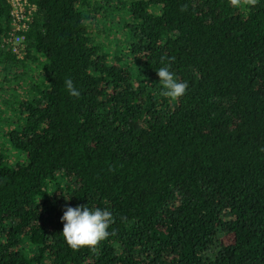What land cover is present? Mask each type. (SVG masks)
<instances>
[{
  "label": "trees",
  "instance_id": "trees-1",
  "mask_svg": "<svg viewBox=\"0 0 264 264\" xmlns=\"http://www.w3.org/2000/svg\"><path fill=\"white\" fill-rule=\"evenodd\" d=\"M27 1L18 57L0 0V82H27L0 133V264H264V0ZM78 205L114 217L95 249L64 241Z\"/></svg>",
  "mask_w": 264,
  "mask_h": 264
},
{
  "label": "clouds",
  "instance_id": "clouds-1",
  "mask_svg": "<svg viewBox=\"0 0 264 264\" xmlns=\"http://www.w3.org/2000/svg\"><path fill=\"white\" fill-rule=\"evenodd\" d=\"M235 2L238 3L239 0ZM247 2L254 6L257 0ZM186 10L187 5H181L180 11ZM160 60L164 63L157 71L159 83L162 85L160 94L165 98L178 100L186 93L188 84L186 81H179L169 70V65L175 60L174 57L161 56ZM64 83L71 96L80 97L81 93L74 86L72 79H66ZM60 219L63 222L64 241L73 251H78L82 247L95 249L111 234L109 228L114 223V217L107 208H90L82 205L66 207Z\"/></svg>",
  "mask_w": 264,
  "mask_h": 264
},
{
  "label": "built area",
  "instance_id": "built-area-1",
  "mask_svg": "<svg viewBox=\"0 0 264 264\" xmlns=\"http://www.w3.org/2000/svg\"><path fill=\"white\" fill-rule=\"evenodd\" d=\"M6 2L9 4V22L12 28L6 42L10 45L11 51L20 57L24 49L22 31L27 28L34 6L27 0H6Z\"/></svg>",
  "mask_w": 264,
  "mask_h": 264
},
{
  "label": "rangeland",
  "instance_id": "rangeland-1",
  "mask_svg": "<svg viewBox=\"0 0 264 264\" xmlns=\"http://www.w3.org/2000/svg\"><path fill=\"white\" fill-rule=\"evenodd\" d=\"M114 30V29H113ZM112 38L111 36L108 37ZM98 39H102L103 41L106 40L102 35L100 34ZM107 39V41H108ZM2 77L0 75V81ZM5 85V86H2ZM27 82L26 81H11V82H0V133L3 129L6 128L7 123H11L12 120L14 121L16 119V105L17 103L23 99L26 98V94L24 92H17V87L18 89L21 88V86H26ZM12 85V86H11ZM1 99L3 101H6L5 104L2 103Z\"/></svg>",
  "mask_w": 264,
  "mask_h": 264
}]
</instances>
